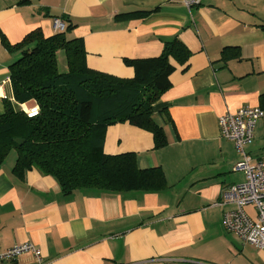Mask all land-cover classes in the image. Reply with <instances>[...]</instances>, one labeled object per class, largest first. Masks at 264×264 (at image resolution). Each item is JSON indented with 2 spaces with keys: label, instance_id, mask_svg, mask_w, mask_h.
<instances>
[{
  "label": "crops",
  "instance_id": "crops-1",
  "mask_svg": "<svg viewBox=\"0 0 264 264\" xmlns=\"http://www.w3.org/2000/svg\"><path fill=\"white\" fill-rule=\"evenodd\" d=\"M0 0V35L15 45L34 30L53 36L54 21L74 27L67 38L84 42L87 68L133 77L124 59L156 57L163 41L178 37L191 52L176 65L168 89L153 106L152 120L168 145L153 149L149 132L128 123L106 129L107 155L136 154L139 169L159 167L168 188L158 192L106 193L78 190L63 195L56 180L36 170L23 180L10 171L15 156L0 165V250L31 243L42 264H264V250L243 245L222 226V192L242 184L233 171V143L220 138L218 119L242 108H260L264 94V0ZM140 19L116 18L151 11ZM240 60L219 62L223 49ZM19 56L0 40V114L17 104L9 66ZM59 51L58 65L66 72ZM166 111L170 120L162 114ZM244 149L252 162L264 159V117ZM246 212L252 213L250 209ZM0 264H37L31 254Z\"/></svg>",
  "mask_w": 264,
  "mask_h": 264
},
{
  "label": "trees",
  "instance_id": "trees-1",
  "mask_svg": "<svg viewBox=\"0 0 264 264\" xmlns=\"http://www.w3.org/2000/svg\"><path fill=\"white\" fill-rule=\"evenodd\" d=\"M156 11L115 17L142 19ZM62 22V32L44 37L34 30L15 45L0 35L2 47L19 54L8 68L12 97L19 105L36 108V114L28 116L5 102L0 114V165L15 151L10 171L15 178L23 180L27 171L36 170L53 177L65 196L86 189L115 194L167 189L159 167L139 169L134 153L107 155L103 142L109 126L128 123L151 134L153 149L168 145L165 131L152 120L153 106L171 87L172 62L184 66L191 52L173 37L163 41L156 57L124 59V66L134 74L119 78L87 68L83 40L68 39L74 26ZM59 51L66 58L64 73L57 70ZM230 60H240L237 49H223L219 62L225 65ZM259 99L264 111V94ZM162 114L170 120L166 111Z\"/></svg>",
  "mask_w": 264,
  "mask_h": 264
},
{
  "label": "built area",
  "instance_id": "built-area-1",
  "mask_svg": "<svg viewBox=\"0 0 264 264\" xmlns=\"http://www.w3.org/2000/svg\"><path fill=\"white\" fill-rule=\"evenodd\" d=\"M199 0H189L187 6L196 5ZM54 32H62L65 25L61 20L54 21ZM28 116L36 114V108L24 111ZM264 117L260 108H242L233 113H225L218 119L220 138L233 143L239 156L233 171L242 172V184L226 187L217 206L230 209L222 212L224 230L235 236L243 245L264 250V159L252 162L244 149L253 141L255 123ZM248 209L252 213L246 212ZM24 254H31L42 264L40 251L31 243L13 245L0 250V263L12 262Z\"/></svg>",
  "mask_w": 264,
  "mask_h": 264
},
{
  "label": "rangeland",
  "instance_id": "rangeland-1",
  "mask_svg": "<svg viewBox=\"0 0 264 264\" xmlns=\"http://www.w3.org/2000/svg\"><path fill=\"white\" fill-rule=\"evenodd\" d=\"M58 70L62 71L60 65H58ZM9 155H11V156H15V157H16V153H15V151H11Z\"/></svg>",
  "mask_w": 264,
  "mask_h": 264
},
{
  "label": "water",
  "instance_id": "water-1",
  "mask_svg": "<svg viewBox=\"0 0 264 264\" xmlns=\"http://www.w3.org/2000/svg\"><path fill=\"white\" fill-rule=\"evenodd\" d=\"M15 142H16V144H19V145L22 143L21 140H15Z\"/></svg>",
  "mask_w": 264,
  "mask_h": 264
}]
</instances>
